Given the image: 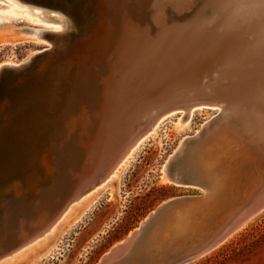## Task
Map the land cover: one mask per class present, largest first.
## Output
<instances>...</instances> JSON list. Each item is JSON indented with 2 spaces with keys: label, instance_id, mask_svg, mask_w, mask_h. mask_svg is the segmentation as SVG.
Instances as JSON below:
<instances>
[{
  "label": "water",
  "instance_id": "water-1",
  "mask_svg": "<svg viewBox=\"0 0 264 264\" xmlns=\"http://www.w3.org/2000/svg\"><path fill=\"white\" fill-rule=\"evenodd\" d=\"M17 1L46 12L80 15L87 23L111 0ZM240 13L244 24L225 23L234 37L231 51L224 58L214 55L209 63V89L199 86L202 91L194 103L213 108L225 104L234 110L233 123L255 129L254 137L264 142V4L254 10L240 9ZM116 24L114 19L112 32L101 40L87 43L76 37L59 55H54L58 50L43 51L11 72L19 74L29 65L34 68L28 81L15 87L13 103L4 105L7 114L0 120V255L53 223L71 200L107 177L140 137L142 112L152 107L154 93L129 86L130 76L108 72L105 53L115 47L111 40ZM248 44L254 54L240 56ZM90 46L95 55L82 57ZM222 69H232L233 79L228 75L224 80L219 74ZM6 72H10L6 67L0 69V83ZM153 114L152 109L149 118ZM4 122L7 127L1 128ZM192 171L196 173L186 174L191 177L182 172L174 177L169 172V179L180 187L208 193L202 174L197 173L201 168L194 166ZM254 189L227 221V215L216 210L221 204L210 207L213 193L190 208L178 207L177 200L161 204L137 232L111 247L96 264H190L264 210V177ZM241 194L245 198L241 192L233 201L241 200ZM223 198L232 200L226 194ZM206 212L213 214L215 223L218 220L208 233L202 226ZM170 222L168 230L162 229Z\"/></svg>",
  "mask_w": 264,
  "mask_h": 264
},
{
  "label": "bare ground",
  "instance_id": "bare-ground-1",
  "mask_svg": "<svg viewBox=\"0 0 264 264\" xmlns=\"http://www.w3.org/2000/svg\"><path fill=\"white\" fill-rule=\"evenodd\" d=\"M132 1L134 2L130 5L133 7L136 8L141 5L144 9L151 11L146 12L147 15L146 13L139 15L137 10L135 12L132 7L130 10H133L130 14L121 13L114 18L117 22V32L112 44H115V47L108 48L104 61L109 73L121 77L130 76L129 86L134 84L136 90L139 89L142 92L147 90L149 95L150 92L154 93V98L150 102L152 107L146 109V112H142L141 123L139 122L140 137L130 147L126 155L111 169L107 177L71 200L53 223L44 225L32 236L21 239L18 247L1 254L0 264H10L53 239L78 208L92 200L95 204L99 192L105 191L112 181L119 179L120 175L124 173L133 154L148 140L155 137L163 123L173 117H177L176 122H174L175 129L180 130L186 128L189 119L195 112L208 110L207 108L214 110L212 112L214 116L203 124L199 132L192 137L183 139L177 145L159 172L160 183H169L180 187L175 184L176 181H170L169 172L175 177L181 172L185 175L189 172L196 173L192 171L194 166L201 168V172L197 173L202 174L208 193L175 198L167 202L177 200L178 207L190 208L191 203L202 201L207 194L213 193L214 197L210 198L212 204L210 207L221 204L216 210L227 215L224 218L227 221L240 205L245 204L246 198L263 179L264 142L262 137L261 139L254 137L256 130L249 128L246 124L233 123L235 121L232 116L234 110L226 107L225 104H219L213 108L194 102L197 101V95L200 91L209 89L207 88L209 85L208 77L211 72L209 63L213 62L214 55L224 58L227 56L226 52L231 51L229 45L232 46L231 40L234 37L225 28V23L231 24L241 21L244 24V14L240 13V9L254 10L264 4V0ZM187 8L188 10L191 8L190 13H184ZM201 10L206 12V16L203 14L204 17H197L196 14L198 15ZM28 14L31 15L29 12ZM34 14L32 17H35ZM55 14L61 15V20L54 18H49V20H56L61 23V28L39 31L30 29V33H32L29 35L30 37L44 40L47 43L44 51L66 50L71 36L80 27L77 22L78 18H75L80 17V15H72L70 12L62 11ZM171 14L173 18H170ZM22 31L16 35L22 37L24 35ZM242 48L245 49L239 51L240 56L247 57L254 54L250 44ZM37 54L39 52L30 53L19 66L28 64ZM110 58L111 60H109ZM248 59L252 58L249 57ZM241 61L244 60L241 59ZM243 64L246 63L242 62ZM15 66L17 67V63L10 60L0 64V69L3 67L13 69ZM232 73V69L219 71L224 80L228 75L229 77L232 76L233 79L234 74ZM145 81L150 85L146 86ZM199 86L202 90H199ZM193 92L195 93L193 94ZM171 106H175V108L170 109ZM152 109L155 114L149 118ZM175 111L180 112L177 114ZM262 143L263 145H259ZM247 182L248 184L251 182L250 188ZM216 190L220 194H217ZM241 192L245 194V198L241 194V200L233 201V196ZM224 194L232 200L223 198ZM152 213L154 211L150 214ZM206 213L207 219L202 223V226L208 233L218 223V220L215 223L212 219L213 214ZM146 219L147 217L140 224ZM251 219L243 223L235 233ZM140 224L126 237L130 236L132 232H137ZM172 225V222L166 223L162 229L168 230V227ZM153 257L155 259L158 256L153 255Z\"/></svg>",
  "mask_w": 264,
  "mask_h": 264
},
{
  "label": "rangeland",
  "instance_id": "rangeland-1",
  "mask_svg": "<svg viewBox=\"0 0 264 264\" xmlns=\"http://www.w3.org/2000/svg\"><path fill=\"white\" fill-rule=\"evenodd\" d=\"M133 2L111 0L100 13L97 12L99 15L92 22L85 23L83 16L75 17L78 18L80 27L76 31L78 34L72 35L68 44L76 37L87 43L101 40L114 27V17L121 13H131L133 5L130 4ZM138 7L133 8L139 15L151 11L141 5ZM187 10L188 8L184 13H190L191 8ZM32 13H36L35 17H32ZM203 14L206 16V12L201 10L196 16L204 17ZM49 18L61 20V15L29 7L17 0H0V64L10 60L17 63L14 70L7 69L10 72L4 74L0 83V120L7 114L4 113V105L6 107L13 103L15 87L27 82L34 68L29 65L19 74L11 72L24 66L19 65L30 53H42L47 46L44 40L30 37V29L39 31L62 26ZM170 18H173L172 14ZM21 30L24 35L19 37L16 34ZM86 34L89 35L88 38ZM113 40L114 38L111 41ZM91 46L80 53L82 57L95 55L96 51ZM57 50L52 49L53 52ZM60 52L63 50L59 49L54 55H59ZM78 52L80 51L74 53ZM207 109L195 112L186 128L180 130L174 126L177 117L164 122L159 133L133 154L119 179L112 181L105 191L99 192L95 204L94 200L85 203L53 239L10 264H96L101 256L136 229L160 204L175 198L202 195L203 191L198 188L160 183L159 172L177 145L183 139L194 136L214 116V110ZM175 112L178 114L180 111ZM4 123L1 128L7 127V122ZM9 125L11 126L10 122ZM190 264H264V210L216 249Z\"/></svg>",
  "mask_w": 264,
  "mask_h": 264
}]
</instances>
